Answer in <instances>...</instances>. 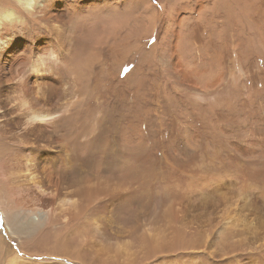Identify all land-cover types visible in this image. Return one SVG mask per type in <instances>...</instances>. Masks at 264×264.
<instances>
[{
	"label": "rangeland",
	"instance_id": "374dc122",
	"mask_svg": "<svg viewBox=\"0 0 264 264\" xmlns=\"http://www.w3.org/2000/svg\"><path fill=\"white\" fill-rule=\"evenodd\" d=\"M159 1L153 0L152 7L147 4L141 7L143 20L138 19V21L145 25L140 35L141 50L134 44L138 36L134 30L129 39H125L126 33L120 35L115 41L110 38L107 42L114 47L111 49L106 45L102 47L101 63L95 66L91 82L85 81L87 91L83 95L82 105L88 100L98 98L99 101L107 100L104 94L107 90L102 87L103 83L100 81L106 66L109 67V72L114 71L115 74L112 76L110 86L123 79V85L130 88V92L125 97L118 98L109 109H98L93 112L92 117L98 115L108 117L106 126L109 131L103 138L95 137L91 147L98 150L103 146L102 142L107 139L108 148L114 152L110 162L114 163L115 158L126 162L127 172L120 175L121 173L117 170H113V174L115 177H125L129 188H133H130L131 194L134 191L133 196L131 195L133 205L138 208L143 207L145 215L148 214L145 219H151L156 214L162 215L163 210L170 205L176 208L182 206L180 212L186 209L185 203L191 205L187 207L188 213L183 210L185 213L180 214L177 209L179 215L176 214L178 218L175 219V227L177 226L176 229L183 241L180 240L179 244L171 249L172 254L167 251L168 254L156 255V258H150L149 263L144 264H264V0H259L261 6H257L258 11L256 15L254 14L256 19L252 23L249 22L250 26L247 24L248 19L246 20L242 14L239 17L242 29L235 23L226 24L231 29L235 27L236 31L239 30L237 31L238 40L235 38L226 41L223 36L214 37L213 31L216 29H207V26L202 24L193 23V27H196L190 31L191 21L181 23L180 29L184 25L182 29L185 32L182 37L179 35L178 53L184 65L188 66L187 69H193V83H191L193 87L181 81V77L172 70L171 54L177 24L173 23L169 14L175 10L186 12L187 15L184 17L192 14L194 0ZM208 1H204L203 14H206V17L201 14L205 18L210 11ZM247 1L249 4V0ZM118 4L120 6L116 12L114 11L115 15L112 11L113 17L123 21L126 16L128 20H125L129 21L127 25L131 26L135 15H125L129 10L126 5L124 6V0H118ZM219 6L222 7L221 4ZM165 9L168 10L165 11ZM242 11L248 12V8L241 7ZM140 20L143 22L141 23ZM213 22L219 29L222 20L217 16ZM98 24V31L94 34L99 35L100 31L103 33L106 30L103 27H106L103 16L99 17ZM32 26L35 27L33 24ZM121 29L123 30L122 26ZM220 37L223 38V43L218 46L221 42L218 40ZM185 38L191 41V52H189L188 44L185 40L183 41ZM232 43L237 45L236 59L241 69L237 88L232 85L231 74L237 69L230 48ZM206 50L210 56L205 58ZM137 66H140L143 83L139 90L140 107L136 105L135 80L138 72L135 68ZM63 76L68 85L70 77L68 74ZM217 77L221 79L216 85L213 82ZM205 83L207 86L212 84V87L207 88ZM104 85L108 87V81ZM212 98H218L220 102L210 113L206 109V104ZM227 101L231 102V105H227ZM14 149L12 142L4 139L2 156L10 165L14 162V154H16ZM107 160L92 154L89 160L84 161V164L86 166L104 165ZM16 170L10 168V173L13 174L10 176L12 186H18L20 183V179L16 178H19ZM4 202L9 211L19 213V208L10 199L4 198ZM99 204L89 210L85 218L80 221L86 232L93 229L94 216L102 220L99 216L103 213L105 205ZM132 210L130 212L121 210L122 221L127 222L131 218ZM2 212L3 209L0 206V217ZM59 219L55 218L52 226L46 229L43 235L38 236L33 244L30 246L25 244L24 247L27 248L24 249V254L15 239L6 240L7 246L16 256L23 255L25 259L36 263L79 264V261L70 257L45 256L48 250H50L48 253L67 255L65 251L54 250L53 237L56 234L68 232V235L73 234L77 227L75 225H71V228L64 227ZM5 229H7L6 223L0 218V232H3V236ZM97 232V237L93 240L104 246L109 244L110 248L115 247L119 238L112 234L105 222L99 224ZM1 239L5 241L3 237ZM71 240L74 241L73 236ZM70 246L74 247V245ZM5 260L6 257L2 253L0 264H4Z\"/></svg>",
	"mask_w": 264,
	"mask_h": 264
},
{
	"label": "bare ground",
	"instance_id": "6f19581e",
	"mask_svg": "<svg viewBox=\"0 0 264 264\" xmlns=\"http://www.w3.org/2000/svg\"><path fill=\"white\" fill-rule=\"evenodd\" d=\"M152 1L124 0V6L126 5L129 10L125 15H135V19L132 17L133 24L129 26L127 25L129 21L125 20L128 17L125 16V19L123 17V21L113 17V12H116L120 6L118 0H0V206L3 209L0 218L7 226L4 236L3 232H0V255L3 253L6 257L4 264H40L25 259L23 255L22 257L16 256L7 246L6 240H17V245L24 254V249L27 248L24 247L25 244L29 246L33 244L38 236L43 235L45 230L52 226V221L57 217L60 218L64 227L71 228V225H75L77 228L73 234L68 235V232L67 234H56L53 237L54 250L65 251L67 255L48 253L50 251L48 250L45 256L70 257V259L74 258L79 261V264H144L149 263L150 258L156 255L162 256L161 254L167 251L171 253V249L179 244L181 239L179 231L176 229L177 226L175 227V219L179 215L177 209L180 212L182 206L180 208L173 205L166 208L163 206L165 208L163 213L160 211L162 215L156 214L151 219H145L148 214L145 215L143 207L139 206L138 208L133 205L131 195L134 191L131 194L130 188L132 187L129 188L125 177H115L113 174V170H117L121 173L120 175L124 174L127 169L126 162H121L117 158L114 159V163L110 162V157L114 152L108 148L107 139L102 142L103 146L100 149L96 150L91 147L95 137L103 138L104 134L109 131L106 126L108 117L105 115L92 117L93 112L98 109H109L118 98L125 97L130 92V88L123 85V79L110 86L112 76L115 74L114 71L113 73L109 72L110 69L106 66L100 81L103 83L102 87L107 90L104 92L107 100L99 101L98 98L88 100L82 105L83 95L87 91L85 81L91 82L95 66L101 63L102 47L104 45L110 49L114 47L113 44L107 42L110 38L115 41L120 35L126 33L125 39H129L134 30L138 35L134 44L141 50L140 35L144 23L140 24L138 19L143 20L141 7L144 4L151 6ZM204 1L206 0H194V4L192 2L194 7L191 9L193 13L186 17L184 16L187 13L182 10H175L169 14V18L177 24L171 54L172 70L188 86L193 83V69H187L188 66L184 65L178 53L180 49L177 46L179 35L182 37L185 32L182 29L184 25L180 29L181 25L191 21L190 27L188 26L190 31L196 27H193V23L202 24V26H207V29H216L213 31L214 37L223 36L226 41L235 38L238 40L237 31L239 30L236 31L234 26V29H231L226 24L232 23L233 25L235 23L241 28L239 17L242 14L246 20L248 19L247 24L250 26L249 22L252 23L256 19L257 6H261L259 0H249V4L247 0H209L207 4L210 11L208 17L205 18L206 14H203ZM219 4L222 5L221 8ZM241 7L248 8V12H241ZM167 10L165 9V11ZM101 16L106 22V27L103 26L106 30L104 29L103 33L100 31L99 35L94 34L98 31L97 26H99L98 21ZM217 16L222 20L219 29L213 22ZM140 22L143 21L140 20ZM186 38L183 41L185 40L188 44L189 52H191V41H187ZM218 40H221L218 44L221 46L223 38L220 37ZM230 48L237 66V69L231 74L232 85L237 88L238 77H241V69L238 67L236 59V49L238 48L233 43ZM171 50L172 47L170 53ZM207 56L210 54L206 50L205 58ZM139 67L135 68L138 72L135 80L136 105L138 107H140L141 100L139 90L143 85ZM194 73L196 72L194 71ZM63 74L66 76L68 74L70 77L68 85ZM220 79L217 77L213 84H216ZM106 81L109 83L108 87L104 85ZM208 87L211 88L212 84ZM219 100L212 98L206 104V109L212 113L220 102ZM227 105H231V102L227 101ZM126 109L128 110V108ZM232 110L234 111V109ZM4 139L9 140L15 146L16 154H14L12 165L2 156ZM92 154L108 160L104 162V165L86 166L84 161L89 160ZM10 168L17 169L16 173L19 178H16L20 179L18 186L10 184V176L13 175L10 173ZM147 170L149 171V169ZM151 178L153 177L151 176ZM190 185L192 186V184ZM146 192L148 191L146 190ZM4 198L10 199L19 208V213L9 211ZM99 203L105 205L103 213L99 216L102 220H98L94 216L93 229L86 232L80 221L85 218L89 210L95 208ZM186 204H184L186 209L183 210L187 212V207L190 204ZM123 209L128 212L133 209L132 216L127 222L122 221L120 212ZM183 210L182 214L185 213ZM185 221L187 224V220ZM103 222L107 224L112 234L119 238L113 248L108 247L109 244L104 246L93 240L97 237L99 224ZM183 223L185 224V222ZM11 235L15 237L12 238ZM72 236L74 241L71 240ZM1 237L5 241H2ZM75 242L76 244H74ZM70 245H74V247Z\"/></svg>",
	"mask_w": 264,
	"mask_h": 264
}]
</instances>
